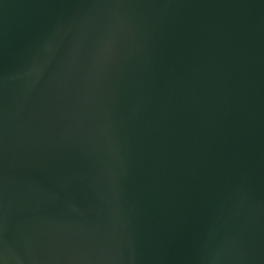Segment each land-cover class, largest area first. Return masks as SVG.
Instances as JSON below:
<instances>
[{"label":"water","instance_id":"obj_1","mask_svg":"<svg viewBox=\"0 0 264 264\" xmlns=\"http://www.w3.org/2000/svg\"><path fill=\"white\" fill-rule=\"evenodd\" d=\"M0 264H264V0H0Z\"/></svg>","mask_w":264,"mask_h":264}]
</instances>
